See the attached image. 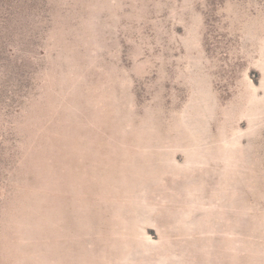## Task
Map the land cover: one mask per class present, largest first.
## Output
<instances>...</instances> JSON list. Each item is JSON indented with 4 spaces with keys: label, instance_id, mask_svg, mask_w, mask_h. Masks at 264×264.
Wrapping results in <instances>:
<instances>
[{
    "label": "rangeland",
    "instance_id": "rangeland-1",
    "mask_svg": "<svg viewBox=\"0 0 264 264\" xmlns=\"http://www.w3.org/2000/svg\"><path fill=\"white\" fill-rule=\"evenodd\" d=\"M0 264H264V0H0Z\"/></svg>",
    "mask_w": 264,
    "mask_h": 264
}]
</instances>
